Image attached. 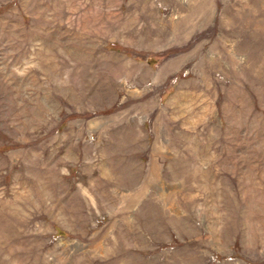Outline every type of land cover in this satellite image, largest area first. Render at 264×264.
Wrapping results in <instances>:
<instances>
[{
    "label": "rangeland",
    "instance_id": "374dc122",
    "mask_svg": "<svg viewBox=\"0 0 264 264\" xmlns=\"http://www.w3.org/2000/svg\"><path fill=\"white\" fill-rule=\"evenodd\" d=\"M0 264H264V0H0Z\"/></svg>",
    "mask_w": 264,
    "mask_h": 264
}]
</instances>
